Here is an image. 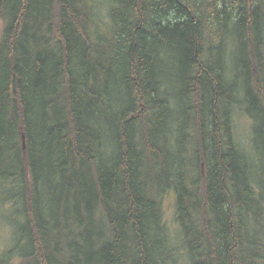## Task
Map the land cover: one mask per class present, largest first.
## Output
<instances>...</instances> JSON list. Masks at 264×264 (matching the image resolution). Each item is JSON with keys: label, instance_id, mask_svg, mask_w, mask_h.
Masks as SVG:
<instances>
[{"label": "trees", "instance_id": "16d2710c", "mask_svg": "<svg viewBox=\"0 0 264 264\" xmlns=\"http://www.w3.org/2000/svg\"><path fill=\"white\" fill-rule=\"evenodd\" d=\"M0 21V264H264V0H0Z\"/></svg>", "mask_w": 264, "mask_h": 264}, {"label": "rangeland", "instance_id": "374dc122", "mask_svg": "<svg viewBox=\"0 0 264 264\" xmlns=\"http://www.w3.org/2000/svg\"><path fill=\"white\" fill-rule=\"evenodd\" d=\"M3 32V23L0 21V39ZM233 119V129L236 142L243 149H249L251 144V120L246 116V114L238 107L233 108L232 113ZM176 196L173 191L166 194L163 199L165 218L169 223V226L173 233H175L178 228L175 222V210H176Z\"/></svg>", "mask_w": 264, "mask_h": 264}, {"label": "water", "instance_id": "95a60500", "mask_svg": "<svg viewBox=\"0 0 264 264\" xmlns=\"http://www.w3.org/2000/svg\"><path fill=\"white\" fill-rule=\"evenodd\" d=\"M25 147H26V141H25V136L23 135L22 136V148H23V150H25Z\"/></svg>", "mask_w": 264, "mask_h": 264}]
</instances>
